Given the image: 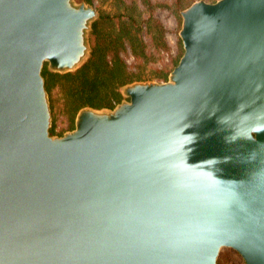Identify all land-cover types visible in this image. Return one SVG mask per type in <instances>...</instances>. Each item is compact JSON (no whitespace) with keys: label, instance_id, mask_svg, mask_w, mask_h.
Returning a JSON list of instances; mask_svg holds the SVG:
<instances>
[{"label":"water","instance_id":"1","mask_svg":"<svg viewBox=\"0 0 264 264\" xmlns=\"http://www.w3.org/2000/svg\"><path fill=\"white\" fill-rule=\"evenodd\" d=\"M97 19L0 0V264H264V0L195 1L167 81L52 135L44 68L78 71Z\"/></svg>","mask_w":264,"mask_h":264},{"label":"rangeland","instance_id":"2","mask_svg":"<svg viewBox=\"0 0 264 264\" xmlns=\"http://www.w3.org/2000/svg\"><path fill=\"white\" fill-rule=\"evenodd\" d=\"M146 1L93 0V3H89L97 11L98 18L101 16L103 19V27L100 30L102 35L101 38H96V43L106 42L120 49L124 47L121 51V58L132 74L133 82H165L183 55L182 43L178 36L182 23L181 14L180 17L177 15L175 0H148L150 4ZM191 1L194 3L199 0H186L184 7L188 8L187 4ZM205 1L214 3L217 0ZM129 17H133L142 26L140 37L146 45L147 57L136 58L126 39L123 40V46H115L129 27ZM60 83L61 81L53 87L50 96L53 127L55 126V135L58 136L74 129L76 119L74 110L70 109V102L73 98L64 91L65 83ZM99 91L104 94L108 90L101 88ZM218 264L245 263L241 256L232 249H223Z\"/></svg>","mask_w":264,"mask_h":264},{"label":"trees","instance_id":"3","mask_svg":"<svg viewBox=\"0 0 264 264\" xmlns=\"http://www.w3.org/2000/svg\"><path fill=\"white\" fill-rule=\"evenodd\" d=\"M87 3H93V0H83ZM186 0H175L177 7L176 12L180 17L181 11ZM193 1L187 4V7ZM150 4L149 1H146ZM102 17L94 22L90 34L91 54L87 62L76 72L69 74H58L52 72L48 66H45L43 75L46 77V88L51 96V91L59 81L60 84L65 83V92L70 94L73 100L70 102V109L75 114L84 107L92 108H109L113 109L116 105L124 100L122 96V88L133 82V76L128 71L126 63L121 58V51L124 48L113 47L110 44L96 43V38H101L100 32L103 27ZM129 27L124 35L119 39V43L115 46H123V40L126 39L130 45L133 55L140 59L147 57L146 45L140 37L142 26L138 24L133 17H129ZM68 83V84H67ZM70 83V84H69ZM108 91L101 94V88ZM52 135H55V126L52 127Z\"/></svg>","mask_w":264,"mask_h":264}]
</instances>
